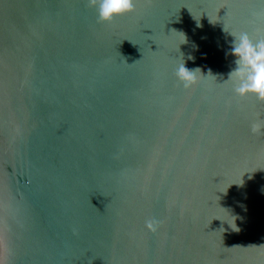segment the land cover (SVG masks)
I'll use <instances>...</instances> for the list:
<instances>
[{
    "label": "water",
    "instance_id": "obj_1",
    "mask_svg": "<svg viewBox=\"0 0 264 264\" xmlns=\"http://www.w3.org/2000/svg\"><path fill=\"white\" fill-rule=\"evenodd\" d=\"M134 4L0 0V264H264V0Z\"/></svg>",
    "mask_w": 264,
    "mask_h": 264
},
{
    "label": "clouds",
    "instance_id": "obj_2",
    "mask_svg": "<svg viewBox=\"0 0 264 264\" xmlns=\"http://www.w3.org/2000/svg\"><path fill=\"white\" fill-rule=\"evenodd\" d=\"M88 6L97 9L98 22H111L116 16L135 9L134 0H88ZM233 36L231 51L236 57V67L228 79L235 78L234 92L241 97L253 94L258 101L264 102V38L253 41L247 32ZM195 71L189 70L184 63L176 70V76L185 89L197 83ZM250 127L252 133L260 134L264 130V121L257 120ZM160 224L161 221L154 218L145 221L146 228L152 232H156Z\"/></svg>",
    "mask_w": 264,
    "mask_h": 264
}]
</instances>
